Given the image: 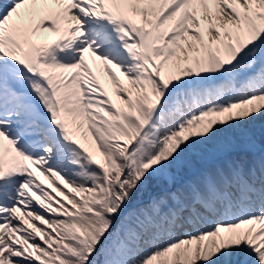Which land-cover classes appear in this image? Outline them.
<instances>
[{
	"label": "snow or ice",
	"instance_id": "1",
	"mask_svg": "<svg viewBox=\"0 0 264 264\" xmlns=\"http://www.w3.org/2000/svg\"><path fill=\"white\" fill-rule=\"evenodd\" d=\"M0 264H264V0H0Z\"/></svg>",
	"mask_w": 264,
	"mask_h": 264
}]
</instances>
